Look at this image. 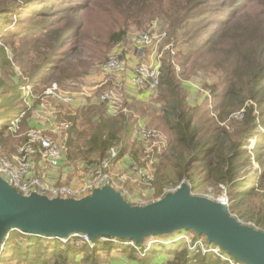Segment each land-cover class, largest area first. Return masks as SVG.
<instances>
[{"label":"rangeland","instance_id":"obj_1","mask_svg":"<svg viewBox=\"0 0 264 264\" xmlns=\"http://www.w3.org/2000/svg\"><path fill=\"white\" fill-rule=\"evenodd\" d=\"M40 1L41 0H35L25 7V4L23 3L24 0H0V14L2 16L7 15L3 14V12H6L7 9L11 8L14 3L22 5L19 7L22 9L21 12H11V15L8 16L9 18L6 21L2 22L3 18L0 19V102L2 101V104H0V114L8 110V105L21 107L24 111H22L23 113L18 118L8 121V124H11V126L0 134V156L17 154L16 152L18 149L28 143L30 131L33 129H42L34 125L35 121L37 120L38 124L45 125V123L50 120V117L48 116L49 113H53V116L54 114L56 116L55 124H52V128L56 130L54 132H48V130H45L46 134L54 139L65 141L67 143L69 128L62 122L63 117H61V115L66 116L65 114L69 111V108L76 109L80 107L59 103L54 97L46 94V91L54 85L53 83L42 81L37 84L36 89L33 88L30 83L31 75L36 71L35 66L39 67L44 63L46 64L47 62L45 59L52 56V51L48 52V47H51L54 43L51 37L47 34L29 32L31 29V23L35 21H43L37 20V18L34 21H31L32 18H30L32 15L30 7H34L33 4H37ZM119 1L122 0H116V2ZM185 1L186 0H136L132 5L128 3L129 7L125 6L124 9L126 11H129V9L132 11L134 9L136 11L135 16L139 17L140 22H137L134 19L128 21V24L125 25L127 23L125 16L116 14L114 11V4L116 2H112L111 0H88V8L78 14V16H69L70 18H76L77 22L81 23V33L73 37L71 43L65 42L61 47H63V49H69L76 45H79L80 47L87 46L82 53L83 59L86 60L90 59L93 55L102 56V60H95L98 64L89 70L88 76H93L99 73L101 74L100 65L103 61L105 62L111 54L115 53L128 55L133 52L134 54V38L140 33L149 31L151 24L157 22L155 32L164 34L163 41L158 45L162 59L168 58L170 53H176V58L173 60L175 68L179 72H181L180 70L183 68L186 69L184 75H179L178 77L179 79L181 78V80L183 79V85L186 89L187 105L195 110L198 118L199 116L204 117V120L201 123V127L203 128L202 135L205 134L203 137L206 139V136L213 134L222 136L223 131L226 130L229 134V138L226 140L227 146L230 147L237 144L238 149H241L245 156L250 157L249 161L244 160L241 162L244 166L240 169V178L245 177L247 174L252 175L254 172H260L264 167V158L260 163L257 162L255 151L258 150L257 148L263 138L264 120L257 119V122L259 121L258 128L261 133L254 137L248 136L246 125L242 124L247 118L244 109L227 113L226 111H230L236 107V103H233L228 108L222 106L215 109L214 104L216 101L213 98L211 88L213 85L219 84L223 87V79L220 76L221 72L205 69L204 65L206 63L202 65L199 64L203 59L201 56H196L193 60H189L184 64L187 54L186 50L191 45L188 43L190 31H186L187 28L184 27V25L182 27L177 26L173 22L175 12L173 13V16L171 12L173 6L175 7V3L177 5L181 3L179 6L184 8L183 2ZM205 1L208 3L203 4ZM205 1H201L202 8L204 10L211 8L212 16L208 17L207 15L208 18L203 17L202 20L198 22V25H196L197 28L203 30L205 27H209L211 30L213 24L221 19L218 18L219 16H217L216 11L214 10L229 11L232 9L235 10L241 6L242 21H246L245 14L260 12L262 9L261 5L264 3V0ZM236 4H239L240 6L235 7ZM65 5L66 3L64 2L60 3V5H54V7L48 11V14H39L37 17H51L55 13H60L58 12L60 11L59 9H62ZM183 13V9L178 12L179 15H182ZM66 16H68V14H66ZM241 16L237 17L235 21L239 22ZM66 23L67 20H63L57 24L55 29H60L59 27H63ZM122 28L127 29V36L125 39L121 43H110L109 35ZM194 33L195 32L191 35ZM3 34L5 36L2 37ZM105 51H109L107 56L104 54ZM263 54L264 52L260 57H262ZM137 60L142 61L139 58H137ZM100 61L102 62L99 63ZM195 63L198 66H196ZM241 72L245 73V70L241 69ZM88 76L80 77L72 81H66L63 82V84L58 83L56 85L64 91L79 92L84 88V85L88 84L86 79ZM246 79L250 81L249 77H246ZM105 86H108V84ZM17 88L20 89L19 94L17 93V90H15ZM134 88V91L140 90V88H137L136 86ZM144 90L149 91L148 89ZM121 92L126 99L129 88L123 85ZM245 92L247 93L246 90ZM158 93L159 86L157 89V96ZM157 96L149 93V100L144 103L139 102V104H137L133 102L131 105H128L127 103L128 107L131 106L132 108L146 110L148 113L147 116L149 117L145 126L148 129L155 130L159 133L160 138L157 143L151 140H141L135 136L138 140H136V147L142 149V154H140L138 160L134 158L132 160L129 158L130 156L127 155L131 160V162L127 164L125 158L114 157L112 152H110L108 158L105 159V162H107L105 171H107L106 173H108V175L112 176L116 190L123 194L126 201L133 205H147L154 203L160 200L166 193L177 191L184 182L192 187V182L189 179L183 178L178 180L177 176L174 174L175 172L171 169H166L163 172L166 176L169 175L171 179L163 184V193H161V195L158 194L161 182L165 178H161V175H159V163L161 156L167 152L172 133L163 126L161 118H155L154 114H161L159 106L161 104L156 102ZM150 99L153 100L150 102ZM248 104H253L256 111H260L259 106L254 104L252 100H249ZM130 112H132L131 109ZM261 115L264 116V114ZM3 118L4 116H1L0 121H2ZM2 129L3 127L0 126V131H2ZM161 139L165 140V146L159 149L157 144H160ZM241 144L242 146H240ZM117 151L118 149L115 148V152L113 153H116L117 155ZM69 153L70 150L67 147L64 159L65 163L62 164L61 168V171L63 168L66 169L67 167L72 170L71 175L73 178L68 176L70 177L69 183H57L53 182V180H48L45 175L47 168H43L40 171L41 174L45 175V180L50 186H77L84 181L82 180L83 178H86V165L77 158L72 160L69 159ZM58 170L59 169H55L54 171ZM192 170L198 174V177H202L206 174L203 170V165L200 162L195 165ZM82 172H84V174ZM96 188L98 187H94L93 189ZM92 192L93 191L86 192V194L83 193L84 195L82 194L80 197H64L55 194H48V197L51 199H80L91 195ZM191 192L193 195L207 197L216 201H221L224 197L228 196L227 187L221 184L214 185L207 182L202 184L200 189L194 190L191 188ZM262 201H264V184L263 188L256 191V195L244 200L243 203L240 204L241 207L236 211L231 212V214L243 224L263 230L261 225H257L254 222V217L258 214ZM249 211L250 213L248 216L241 217L240 213H248ZM16 231L17 232H15L13 236H10V243L12 242V245L18 247V244H25V242L29 240V236L19 230ZM41 240L42 246L31 250L30 255L31 257H34L38 254L43 256V252L48 253L49 255H47V257H49V260L47 261V264H153L152 260L155 258L156 264H181L182 260L178 261V259H176V253L184 249H189L190 251H193V253L196 252L198 255L199 253L202 255L210 254L213 264H241L237 263L235 259L219 245L209 243L206 236H198L192 231H178L171 235L151 236L136 249L134 246H128L123 240H111L114 242V246H112L110 250L104 248L98 249L96 250V254L88 248L80 249L84 243L81 238L77 236L68 239L41 237ZM100 241L108 242L104 240ZM50 243H54L55 246L50 245ZM87 244L88 247H93L96 242L94 244H91L90 242ZM22 247H24V245H22ZM69 247H75L79 252L65 262L64 258L60 255L65 250L68 251ZM5 248L6 247L0 252V264H31L27 260V256L23 253L21 254L17 249L5 251ZM76 256H78V259L75 258ZM148 256H150L151 259L147 260L145 263L142 262L143 260H140ZM196 257L197 258L194 259L192 264H201L202 262L200 261V258L198 256ZM42 261L43 260L38 257L33 263L42 264Z\"/></svg>","mask_w":264,"mask_h":264},{"label":"trees","instance_id":"obj_2","mask_svg":"<svg viewBox=\"0 0 264 264\" xmlns=\"http://www.w3.org/2000/svg\"><path fill=\"white\" fill-rule=\"evenodd\" d=\"M34 1L24 0L23 3L27 7ZM87 1L41 0L37 3L39 5L33 4L34 7H30L31 21L36 18L43 21L31 23L29 32L47 34L54 41L51 47H48V52L52 51V56L45 59L47 63L39 67L35 66L36 71L31 75L30 79L33 88L36 89L37 84L42 81L63 84L66 81L88 76L89 70L98 64L95 60H102V56L96 55L91 56L87 60L83 59L82 53L87 46L80 47L76 45L69 49L61 47L65 42L71 43L73 37L81 33V23H78L76 18H70L69 16H78V14L88 8L89 2ZM111 1L116 2V0ZM201 1L203 0H186L183 2L184 8L179 6L181 3L179 5L175 3V7L173 6L171 12L172 16L174 12L176 14H174V21L172 17V21L177 26L182 27L184 25L187 28L186 31H190L188 43L191 45L186 50L187 54L184 64L189 60H193L196 56H201L203 59L199 63L200 65L206 63L204 65L205 69L221 72L223 87L219 84L213 85L211 88L213 98L216 101L214 104L215 109L222 106L228 108L233 103H236L234 109L226 112L230 113L244 109L247 118L242 124L246 125L248 136L254 137L261 133L257 119L264 120V116L261 115L264 114V54L260 57L264 52V3L261 5L262 9L260 12L245 14L246 21H242V9L239 4H236L235 7H240L235 10H214L219 16L218 18L221 19L213 24L211 30L209 27H205L203 30L197 28L196 25L203 17H207V15L211 17L212 9L204 10ZM62 2L66 3V5L59 9L60 11L58 12L60 13H55L51 17H37L39 14H48V11L54 5H60ZM135 2L136 0H122L114 4L115 13L125 16L127 21L125 25L128 24V21L134 19L140 22L139 17L135 16L136 11L134 9L132 11L124 9L125 6L129 7V4L132 5ZM207 3L205 1L203 4ZM20 6L22 5L14 3L11 8L3 12V14H7L5 15L6 17L0 14V19L3 18L2 22L9 18L8 16L11 15V12H21ZM181 9H183L184 13L179 15L178 12ZM240 16V21L236 22V18ZM63 20H67V23L63 27H59L60 29H55L57 24ZM193 32L195 33L191 35ZM3 36L5 35L3 34ZM126 36L127 29L116 30L109 35V42L112 44L121 43ZM108 52L105 51L104 54L107 56ZM174 58H176V53H170L168 58L162 59L159 93L156 98V102L161 104L159 105L161 114H154L155 118H161L163 126L172 133L167 152L161 156L159 163V175H161V178H165L161 182L158 194L161 195L163 193V184L171 179L163 171L171 169L175 172L174 174L178 180L189 179L192 182L191 188L194 190L200 189L205 182L214 185L221 184L227 187L230 198V212L236 211L241 207L240 204L244 200L256 195V191L263 188L264 167L260 172H254L252 175L247 174L245 177L240 178V169L244 166L241 162L244 160L249 161L250 157L245 156L244 152L238 149L237 144L230 147L227 146L228 132L226 130L223 131L222 136L213 134L206 136V139L203 137L205 134L202 135L203 128L201 123L204 117L199 116L198 118L195 110L187 105L183 79L181 80L178 77L179 75H184L186 69L183 68L180 70L181 72L177 71L173 62ZM195 65L198 66L196 63ZM241 69H244L245 73H242ZM246 77H249L250 81ZM108 88V86H104L98 90V93H102ZM15 90L19 94L20 89L17 88ZM249 100L258 105L260 111H256L253 104L249 105ZM0 104H2V101ZM129 108L132 112H121L116 116L108 114L105 102L87 104L76 109L69 108V111L65 114L66 116L61 115L63 117L62 122L69 128V137L66 143L70 150L68 158L71 160L77 158L85 165H101L108 158L111 150L117 148V158L129 155L132 160L133 158L138 160V157L142 154V149L136 147L138 140L134 134L138 122L142 121L139 119L148 120L149 116H147L148 113L145 109L132 108L131 106ZM22 111L21 107L8 105V110L0 114V117L4 116L3 120L0 121V126L3 127L0 134L11 126L8 121L18 118L24 112ZM263 142L264 133L257 148L258 150L255 151V156L259 163L264 158ZM199 162L203 165V170L206 173L202 177H198V174L192 170ZM249 213L250 211L248 213L243 212L240 215L241 217H246ZM254 222L257 225H261L263 227L262 231H264V201H262L258 214L254 217ZM15 232L17 231L14 230L10 233L3 249L4 247H6L5 251L17 249L21 254L23 253L27 256V260L31 264H34L33 262L38 257L43 260L42 264H47L49 260V257H47L48 253L43 252L44 257L39 254L34 257L30 255L31 250L42 246L41 237L27 234L29 240L25 244H18V247H16L12 245V242L10 243V236H13ZM100 240L96 241L93 247H88V244L84 243L80 249L88 248L96 254L98 249L110 250L114 246L112 241L103 242ZM135 243L138 244L137 242ZM50 245L55 246L54 243H50ZM138 246L141 245L138 244ZM65 251L60 255L65 262L79 252L75 247H69V250ZM196 256L200 258L201 264H213L210 254L202 255L199 253L198 255L189 249L176 253V259L178 261L182 260L181 264H192L194 259L197 258ZM75 258L78 259V256ZM149 259H151L150 256L140 260L145 263ZM152 263L156 264V258L152 260Z\"/></svg>","mask_w":264,"mask_h":264},{"label":"water","instance_id":"obj_3","mask_svg":"<svg viewBox=\"0 0 264 264\" xmlns=\"http://www.w3.org/2000/svg\"><path fill=\"white\" fill-rule=\"evenodd\" d=\"M14 230L40 237L85 234L94 243L113 238L138 244L151 236L192 231L205 235L236 262L264 264V231L240 222L225 202L193 195L185 182L154 203L133 205L110 185L80 199H51L36 192L23 195L0 176V249Z\"/></svg>","mask_w":264,"mask_h":264},{"label":"built area","instance_id":"obj_4","mask_svg":"<svg viewBox=\"0 0 264 264\" xmlns=\"http://www.w3.org/2000/svg\"><path fill=\"white\" fill-rule=\"evenodd\" d=\"M156 27L157 22H153L149 31L140 33L134 38L135 48L142 49L143 53L150 52L152 56L150 62L144 60H136L134 62L128 55L115 53L111 54L100 65L101 72L107 78L105 83H109L110 79L114 80L113 84L109 83L111 84V88L102 93H98L97 91L91 93L85 87L79 92H69L58 88V85L54 84L46 91V94L54 97L59 103L70 106H85L87 104L105 102L107 112L111 116H116L121 112H130L127 105L128 102H126L121 92L122 86L127 80L131 86L148 89L151 95L157 96L162 65V55L159 52L158 45L163 41L164 34L156 33ZM127 76L128 79H126ZM134 136H137L141 140H151L156 143L160 138L159 133L148 129L143 121L138 122ZM164 146L165 140L161 139L157 147L160 149ZM66 152L67 145L65 141L54 139L47 135L45 130L33 129L29 133L28 143L20 147L16 152L17 154L0 156V176L15 187L17 191L27 196L36 192L46 195L55 194L64 197H80L83 193L86 194V192L93 191L94 187L101 188L105 185H110L116 189L112 176L108 175L107 171H105L106 160L101 165H86L87 177L77 186H50L45 180V175L36 170L37 164L40 163L43 167H58L61 161L65 159ZM111 152L115 157L116 153H113L115 152V148ZM221 202L230 205V200L227 197H224ZM73 236L81 238L83 243L90 242L94 244L85 234H74L71 237ZM101 240L111 241L120 239L110 238ZM125 243L134 246L135 249L139 247L135 241H125Z\"/></svg>","mask_w":264,"mask_h":264},{"label":"crops","instance_id":"obj_5","mask_svg":"<svg viewBox=\"0 0 264 264\" xmlns=\"http://www.w3.org/2000/svg\"><path fill=\"white\" fill-rule=\"evenodd\" d=\"M136 46H134L133 48H135ZM144 51L142 49H138V48H135V52L133 54V52L130 54H128V56H130L131 60L132 61H136L137 58L141 59V60H144V61H147V62H150L152 60V56L150 55V52L147 51L146 53H143ZM131 75V74H130ZM87 81H88V84L87 85H84V87L88 90L91 91V93H94L95 91L98 92V88H101V87H104L105 85L108 84V87L110 88L111 84H113L114 80L113 79H110L109 83H105L106 79L104 74L101 72V74H96V75H93V76H88L87 78ZM126 79H128V76L126 77ZM126 81V80H125ZM128 81V80H127ZM125 82V86L127 88H129V92L126 96V102H128V105L130 104H133V102L139 104V102H146L147 100H149L148 98V94L150 93L149 91L147 90H144V89H140L139 91H134V87L131 86L128 82ZM137 100V101H136ZM153 99H150V102L152 101ZM78 106V105H77ZM76 107V106H74ZM48 114V113H47ZM48 116L50 117V120H48L45 125H41V124H38L37 123V120L35 121L34 125L38 128H42V130H48V132H54L56 129H53L52 128V124L54 123L55 124V114L53 116V113H49ZM143 121V123H146V119H141ZM123 158H125V161L127 162V164H129L131 162V160L128 158L127 155L123 156ZM65 163L64 160L61 161L60 165L58 167H43L40 163L37 164V168L36 170L38 172H40L43 168H47V170L45 171V175H46V178H48V180H53V182H57V183H66L68 182L69 183V178L68 176H71L72 177V170L69 169L68 167L65 169L63 168L62 171H61V168H62V164ZM83 163V162H82ZM41 168V169H40ZM53 169V170H51ZM55 169H59L58 171H54ZM84 174V172H82ZM84 176V175H83ZM87 177V176H86ZM73 178V177H72ZM86 178H83L82 180H85Z\"/></svg>","mask_w":264,"mask_h":264},{"label":"bare ground","instance_id":"obj_6","mask_svg":"<svg viewBox=\"0 0 264 264\" xmlns=\"http://www.w3.org/2000/svg\"><path fill=\"white\" fill-rule=\"evenodd\" d=\"M9 238V237H8ZM4 246V245H3ZM3 246H2V248L1 249H3ZM1 249H0V252H1ZM3 251V250H2Z\"/></svg>","mask_w":264,"mask_h":264}]
</instances>
